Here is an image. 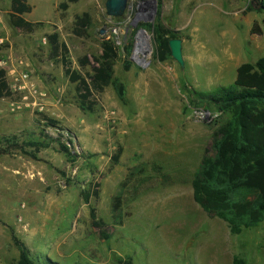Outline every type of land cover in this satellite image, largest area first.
Masks as SVG:
<instances>
[{"label":"rangeland","instance_id":"rangeland-1","mask_svg":"<svg viewBox=\"0 0 264 264\" xmlns=\"http://www.w3.org/2000/svg\"><path fill=\"white\" fill-rule=\"evenodd\" d=\"M152 1L128 0L123 14L113 17L106 14L105 0H28L32 9L24 16L42 23L23 34L9 23V0H0V60H6L12 90L0 98V264L18 258L11 232L35 260L49 257L60 264H226L225 254L235 250L248 264H264V221L233 235L225 221L193 199L191 181L228 115L187 99L189 89L208 92L232 83L236 65L264 56V32H249L264 10H246L249 0H154L152 12ZM84 13L88 23L80 28L75 20ZM158 15L182 39L183 65L171 55L164 61L153 57L152 31L140 23H154ZM53 31L71 68L82 75L91 72L101 42L110 40L119 51L113 76L124 85V99L108 84L93 92V109L82 111L60 57H50L47 34ZM233 33L244 51L235 48ZM20 34L25 44L15 41ZM82 57L89 64L81 66ZM17 58L24 59L29 81L53 97L43 100L41 112L9 105L21 101L9 69ZM200 108L209 111L208 118L196 115ZM42 114L57 125L43 127ZM12 136L26 150L32 147L23 141L42 138L50 144L32 157L6 147ZM57 141L73 156L59 152ZM118 146L122 151L112 161ZM131 169L136 173L128 177ZM125 179L123 222L116 224L110 200ZM83 189L98 190V197L85 202ZM91 207L101 228L90 217Z\"/></svg>","mask_w":264,"mask_h":264},{"label":"trees","instance_id":"trees-1","mask_svg":"<svg viewBox=\"0 0 264 264\" xmlns=\"http://www.w3.org/2000/svg\"><path fill=\"white\" fill-rule=\"evenodd\" d=\"M9 3V23L21 29L23 34L31 33L42 23L25 18L24 14L32 9L28 0H9ZM61 5L64 6L66 3ZM246 10H264V0H249ZM87 23V13L77 16L75 20V25L80 28L85 27ZM140 25L152 31L153 57L159 61L169 58L168 39L177 37V32L166 27L160 15L154 23ZM249 32L261 35L264 32V18L260 23L256 19L253 20ZM78 34H81V30ZM47 39L50 57H60L64 75L69 82L75 83L77 104L82 111L93 109L96 103L92 99L93 92L101 91L108 84H112L119 99H124V85L113 76V64L119 51L110 40L101 42V53L93 56L91 72L82 75L71 68L69 60L62 54L58 33L56 31L48 33ZM130 50L131 45L125 47L127 55ZM78 62L81 66L89 64L87 57L80 58ZM124 67L125 69L128 67L127 61ZM11 93L6 70L0 67V98L8 97ZM187 99L191 104L204 103L206 108L212 105L219 113L228 115L217 128L211 153L205 150L200 166L191 181L194 201L206 213L225 221L233 235L239 234L243 228L257 226L264 221V56L254 62L240 63L232 83L220 85L208 92L189 89ZM41 120L43 127L57 125V120L45 114H42ZM42 135L50 139V142L54 140L51 135L45 133ZM15 139L16 136L5 139L6 147L17 148L32 157H35L40 148L50 144L49 140L42 138L23 141V144L32 147V150H26L17 140L14 141ZM57 144L59 152L68 158L73 156L67 144L60 141H57ZM121 151V146H118L116 153L111 156L112 161L118 160ZM134 170L129 171L128 177L136 173ZM126 185L125 179L110 200L109 210L116 224L123 222L122 203ZM92 194L98 197V190L91 193L89 189H83L81 193L85 202H89ZM90 217L97 227L101 228L104 225L102 220L96 219L93 207L90 208ZM102 234L108 237L107 234L103 232ZM11 239L18 250L15 264H60L49 257L35 260L27 245L14 232H11ZM231 264H246V260L241 255L234 254Z\"/></svg>","mask_w":264,"mask_h":264},{"label":"built area","instance_id":"built-area-1","mask_svg":"<svg viewBox=\"0 0 264 264\" xmlns=\"http://www.w3.org/2000/svg\"><path fill=\"white\" fill-rule=\"evenodd\" d=\"M142 9V7H141ZM43 43L47 42V39L42 38ZM3 42V38L0 37V43ZM6 65V60H0V66L4 68ZM10 72L13 73V87L14 89L20 91L21 101L16 102L10 100L9 105L12 110L20 109L22 105H32L36 107L38 111L44 110V97L46 92L42 89H39L36 85L29 81V71L27 69L24 59L17 58L15 64L10 68ZM196 115L199 118H208L210 113L208 110L200 108L196 111Z\"/></svg>","mask_w":264,"mask_h":264},{"label":"water","instance_id":"water-1","mask_svg":"<svg viewBox=\"0 0 264 264\" xmlns=\"http://www.w3.org/2000/svg\"><path fill=\"white\" fill-rule=\"evenodd\" d=\"M128 0H105V9L106 14L109 16L117 17L121 16L126 9ZM148 3V2H146ZM145 3V4H146ZM152 8V12L156 9V4L154 0L152 1V5L149 6ZM144 11L147 10V6H142ZM142 29V28H141ZM100 34H105L104 29H100ZM16 42L21 44H25L24 35L20 34L15 38ZM168 46L170 50V55L180 64L183 65V57H182V39L180 37H171L168 39Z\"/></svg>","mask_w":264,"mask_h":264},{"label":"crops","instance_id":"crops-1","mask_svg":"<svg viewBox=\"0 0 264 264\" xmlns=\"http://www.w3.org/2000/svg\"><path fill=\"white\" fill-rule=\"evenodd\" d=\"M26 18V17H25ZM232 41H233V44H234V46H235V48L237 49V48H240L241 47V44L236 40V35H235V33H233L232 34ZM240 51L242 52V51H244V47H241V49H240ZM233 54L231 53V55L229 56V60L230 61H232V59H233ZM237 66L238 65H236V68H237ZM46 92V91H45ZM53 97H52V95L50 94V93H46V95H45V97H44V101H46V102H49L50 101V99H52ZM259 225V224H258ZM258 244L259 243H257L256 245H254V248H255V253H254V255L255 254H257V246H258ZM259 245H261L262 246V248H264V243H262V244H259ZM236 251V250H235ZM235 251H233L232 253H227V254H225V260H226V264H231V262H232V258H233V254H234V252ZM240 251V250H239ZM241 252V251H240ZM243 257V256H242ZM245 258V257H244ZM245 260H246V264H248V262H247V259L245 258Z\"/></svg>","mask_w":264,"mask_h":264},{"label":"bare ground","instance_id":"bare-ground-1","mask_svg":"<svg viewBox=\"0 0 264 264\" xmlns=\"http://www.w3.org/2000/svg\"><path fill=\"white\" fill-rule=\"evenodd\" d=\"M146 33V32H145ZM145 33L144 32H142V33H140V38H141V40H144V36H145ZM140 40V41H141ZM141 43V42H140ZM140 43L138 44L139 46H140ZM137 59H142V57H140L139 56V54L137 53V51H136V53H135V55H134Z\"/></svg>","mask_w":264,"mask_h":264}]
</instances>
